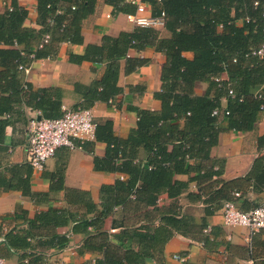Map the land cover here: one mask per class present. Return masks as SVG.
<instances>
[{
	"label": "trees",
	"instance_id": "1",
	"mask_svg": "<svg viewBox=\"0 0 264 264\" xmlns=\"http://www.w3.org/2000/svg\"><path fill=\"white\" fill-rule=\"evenodd\" d=\"M34 1L33 27L26 24L28 9L17 0H11L9 6L0 10V150L6 126L18 119L25 122L26 108L37 110L47 119L62 114L64 90L57 86L34 88L24 81L23 73L33 61L55 57L62 42L82 44V22L93 14L97 3ZM103 1L115 13L132 14L136 8L124 0ZM141 1L150 7L153 16L164 14L168 36H161L154 28L134 26L115 37L104 35L98 45L87 44L83 55L70 53L71 63L88 61L104 66L103 73L89 85L74 83V92L80 99L73 107L88 108L96 102L110 105L109 101L121 92L119 60H125L124 73L130 74L148 59L131 57L129 51L141 52L152 47L165 56L161 88L154 93L160 109H136V126L126 138L114 135L110 120L96 122L95 140L105 143L106 149L104 157H94L95 169L126 176L101 187L99 208L87 192L65 188L58 174L50 188L64 190L67 208L48 207L32 215L18 208L9 216L25 227L16 225L9 229L4 234L3 248L7 253L28 251L21 258L24 264H46L47 251L64 248L68 236L56 230L68 224H72V233L85 235L82 253L101 256L95 264H145L149 249L156 250L173 233L189 236L203 230L204 223L197 226L188 218L178 217V205L174 202L191 182L201 188L197 198L203 194L211 202L231 201L223 188L210 190L220 182L215 178L221 176L224 167V161L213 159L211 151L218 142L220 119L227 122L229 130L250 132L255 129L259 112L264 110V58L250 55V49L260 47L264 41V0ZM222 75L226 77L221 81L214 80ZM196 82H208L211 91L195 94ZM259 86L261 92L253 93ZM229 89L233 96L228 94ZM222 98L227 101L228 114L214 115V110H222ZM257 141L264 148V134L258 135ZM24 168L25 177L17 174V166L12 167L10 179L0 173V187L19 189L23 195L32 196V169L28 164ZM182 174L189 178L178 180L176 176ZM161 195L173 201L166 213H161L157 205ZM38 197L46 200L47 194ZM119 206L127 220L123 222L121 218L119 222L124 226L122 236L104 228L106 219ZM114 223L113 218V228ZM111 237L120 242L124 238L133 240L139 250L122 248L121 244L112 243ZM259 264H264V260Z\"/></svg>",
	"mask_w": 264,
	"mask_h": 264
},
{
	"label": "crops",
	"instance_id": "2",
	"mask_svg": "<svg viewBox=\"0 0 264 264\" xmlns=\"http://www.w3.org/2000/svg\"><path fill=\"white\" fill-rule=\"evenodd\" d=\"M20 5L27 8L29 17L28 26H35L36 2L34 0H17ZM126 3L136 5L141 0H124ZM11 0H0V10L9 6ZM110 15V17H107ZM134 25L127 19L126 14L115 13L112 6L97 0L93 14L82 22V44H69L62 42L57 54L53 58H41L32 62L24 70L23 79L34 88L57 86L64 90L63 106L73 108L80 97L74 92V83L89 85L95 78L103 73L104 66L99 63L82 61L74 64L68 61L70 53L83 55L87 44H100L104 35L117 36L122 31H131ZM161 36H168L164 27L158 29ZM131 57H143L147 62L130 74H125L124 59H120L121 70L118 85L121 92L109 105L105 102H96L91 108L96 122L110 120L114 135L126 138L129 131L136 126V109L157 111L160 102L154 96L161 88L160 72L165 56L147 47L139 52L136 49L129 51ZM226 76L222 75L224 79ZM262 86L256 87L255 92H261ZM194 91L197 95L207 94L211 91L208 82H196ZM221 109L227 106L225 98L221 99ZM40 114L37 110L25 109L26 121L18 119L13 125L6 126L3 144L0 150V173L8 179L12 176V167L17 166L18 175L25 177L26 156L24 151L25 130L31 118ZM220 132L217 145L211 151L213 159L223 160V172L210 190L223 188L227 199L234 201L236 207L248 211L253 207L264 205V148L259 146L258 135L264 134V110L259 112L255 129L250 132H237L227 128L224 119L219 121ZM81 149L67 150L60 148L53 158L48 159L43 170H33L29 177V186L32 196L23 195L19 189L6 190L0 187V264H24L21 258L26 252L7 251L3 248L4 234L14 226L25 227L20 221L9 218L18 208L29 211L32 215L48 207L67 208L63 189H51L58 174L62 177L65 188L77 189L87 192L97 208L101 204V187L111 185L115 179L125 178L121 173L97 170L94 167V157L102 158L105 155L106 144L95 140L88 141ZM144 156L142 151L139 152ZM256 162V165H255ZM17 170V169H15ZM178 180L186 181L189 176L182 174L176 176ZM202 192L195 182L183 192L174 202L178 205V217L188 218L195 225L204 223L203 230L193 235L184 236L173 233L165 241H161L156 250L149 249V256L145 264H259L264 260V230L251 232L243 226H226L223 221L221 207L222 200H205ZM47 194V198L40 199L39 194ZM234 193H238L236 197ZM38 195V196H36ZM172 200L165 195L158 199L161 213H166ZM122 207H116L113 214L104 223V228L112 234L122 236L124 226L119 222L123 213ZM116 219L114 228L112 220ZM127 220L123 218V222ZM158 224V223H156ZM127 225V224H126ZM129 225V224H128ZM72 224L57 228L60 234H67L66 246L58 250L46 252L49 264H95L100 255L88 252L82 253L81 246L85 235L71 232ZM89 232V231H88ZM111 242L121 244L122 248L139 250L135 241L124 238L121 242L111 237Z\"/></svg>",
	"mask_w": 264,
	"mask_h": 264
},
{
	"label": "built area",
	"instance_id": "3",
	"mask_svg": "<svg viewBox=\"0 0 264 264\" xmlns=\"http://www.w3.org/2000/svg\"><path fill=\"white\" fill-rule=\"evenodd\" d=\"M135 7L134 13L126 14L127 19L134 26L157 30L164 27L163 13L160 16H153L150 7L145 3H137ZM262 16L264 18V14ZM47 39L48 36H45L44 41ZM250 55L264 58V41L260 47L251 48ZM214 80L219 82L222 78L217 77ZM228 94L233 96L231 89L228 90ZM257 96L260 97L259 94ZM109 103L111 104L112 101L110 100ZM61 110L62 114L57 118L41 117L38 119L36 116L31 118L28 123L23 147L26 163L33 170H43L47 160L53 158L58 149H81L86 142L95 138L96 121L91 108H66L62 105ZM219 113L226 115L228 111L226 107L219 111H213L214 115ZM234 195L239 196L238 193H234ZM221 213L226 226H243L250 229L251 232L264 230V205L242 211L236 207L234 201H225L222 203Z\"/></svg>",
	"mask_w": 264,
	"mask_h": 264
},
{
	"label": "water",
	"instance_id": "4",
	"mask_svg": "<svg viewBox=\"0 0 264 264\" xmlns=\"http://www.w3.org/2000/svg\"><path fill=\"white\" fill-rule=\"evenodd\" d=\"M37 118L39 119V118H41V116L40 115H37Z\"/></svg>",
	"mask_w": 264,
	"mask_h": 264
}]
</instances>
